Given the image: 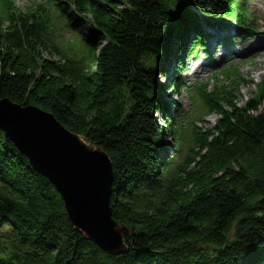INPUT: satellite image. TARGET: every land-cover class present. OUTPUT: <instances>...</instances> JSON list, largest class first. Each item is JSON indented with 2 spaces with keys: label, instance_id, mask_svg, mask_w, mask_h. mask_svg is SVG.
<instances>
[{
  "label": "trees",
  "instance_id": "obj_1",
  "mask_svg": "<svg viewBox=\"0 0 264 264\" xmlns=\"http://www.w3.org/2000/svg\"><path fill=\"white\" fill-rule=\"evenodd\" d=\"M50 2L85 44L51 45L52 12L0 0V101L53 115L109 157L126 252L109 255L74 230L54 185L0 130V264H264V80L244 103L233 71L212 91L197 85L196 105L218 116L203 130L202 113L175 126L155 96L165 91L159 62L193 9L229 17L232 3ZM166 139L182 160L166 157Z\"/></svg>",
  "mask_w": 264,
  "mask_h": 264
},
{
  "label": "water",
  "instance_id": "obj_2",
  "mask_svg": "<svg viewBox=\"0 0 264 264\" xmlns=\"http://www.w3.org/2000/svg\"><path fill=\"white\" fill-rule=\"evenodd\" d=\"M0 130L54 185L74 230L109 255L126 252L123 229L110 208L113 167L100 148L67 131L53 115L8 100L0 101Z\"/></svg>",
  "mask_w": 264,
  "mask_h": 264
},
{
  "label": "rangeland",
  "instance_id": "obj_3",
  "mask_svg": "<svg viewBox=\"0 0 264 264\" xmlns=\"http://www.w3.org/2000/svg\"><path fill=\"white\" fill-rule=\"evenodd\" d=\"M41 3L42 5H44V2L41 1V0H17V7L20 9V10H27V9H30L31 7H33L34 5L38 4V3ZM256 0L252 1V2H249L247 4V9L249 12H252V6L255 4ZM45 9L48 10V5H45ZM59 23L56 24V31L59 28ZM65 32H60V35H63L62 37H59L60 40H65L67 39V37L69 36L68 34H65ZM83 34H85V31H83ZM71 39L69 40H73L74 39V36H70ZM56 42L58 43L59 46H63L62 44H59L60 41H58L57 39H55ZM54 42V45L55 46V41L53 40ZM103 48V45H98V48L96 50V56H98L101 52ZM64 50H66L64 48ZM155 62L156 61H152L151 63V66L153 68H156L157 66V62H156V65H155ZM236 64L237 66V69H238V72L241 76V78L244 80L245 83H242L239 87H238V93L240 95V100H241V103H244L245 101H247L249 98H252L256 89H257V84L262 80V78L264 77V59H256V60H253V64L249 65V64H246V63H243V65H239L237 64L236 62L234 63ZM224 66H226L224 64ZM222 68H220L218 71H220ZM212 75V74H211ZM211 75L208 73H204L201 74L199 77L196 78V82H207L208 85H210L212 83V77ZM215 81V79H213ZM218 82L220 83V79L218 80ZM156 83L157 85H164L165 84V80H162L160 78H158L156 80ZM193 83L192 80H184L183 81V84L186 85V86H190L191 84ZM156 89V88H155ZM171 94V91H168V97H170L169 99L173 100V101H178L179 102V105H180V110H182L180 113H181V118H183V116L185 117L187 113H190L193 111V106L191 104H189V101H188V94L187 92L185 91V89L181 90V96L180 98L178 99V96H176L175 94L173 95H170ZM167 97V98H168ZM167 100V99H166ZM176 114V112H175ZM156 118H158L156 116ZM218 119V116L216 115H211V116H207L205 117V121L204 124H201V129L200 130H203V129H206V128H211L213 127V125L215 124L216 120ZM159 122H160V119H159ZM177 159L182 160L183 159V155L182 154H178L177 155Z\"/></svg>",
  "mask_w": 264,
  "mask_h": 264
},
{
  "label": "bare ground",
  "instance_id": "obj_4",
  "mask_svg": "<svg viewBox=\"0 0 264 264\" xmlns=\"http://www.w3.org/2000/svg\"><path fill=\"white\" fill-rule=\"evenodd\" d=\"M242 83H245L244 80H240V81H238V87H239Z\"/></svg>",
  "mask_w": 264,
  "mask_h": 264
}]
</instances>
